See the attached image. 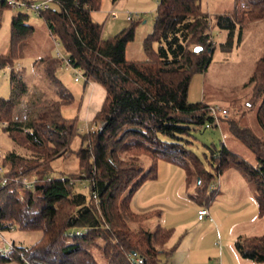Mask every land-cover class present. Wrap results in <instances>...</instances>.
Listing matches in <instances>:
<instances>
[{
  "label": "trees",
  "instance_id": "obj_1",
  "mask_svg": "<svg viewBox=\"0 0 264 264\" xmlns=\"http://www.w3.org/2000/svg\"><path fill=\"white\" fill-rule=\"evenodd\" d=\"M155 1L153 31L143 44L145 61L125 57L126 46L134 39V20L114 37L101 38L102 26L91 19L101 0H52L51 8L37 16L70 65L82 71L86 82L104 91L91 121L99 129L83 135L77 132V118L65 119L60 113L74 97L58 77L62 61L57 56H44L34 64L51 87L54 102L28 124L13 121L14 94L26 90L13 65L34 29L27 24V15L12 16L9 51L0 55V72L10 70L11 96L0 97V123H7L2 130L30 155L11 151L0 162L9 177L6 185H0V232L39 231L41 237L30 247H11L0 253V264H99L93 251L104 264H139L138 259L140 264H157L160 255L169 258L174 249L164 247L172 232L161 226L152 231L142 227L146 221L159 219L160 213L136 214L130 208L135 192L145 182L157 180L160 161L183 170L186 187H197L195 199L202 207L219 193L207 195L210 185L227 170L238 171L253 188L258 218L264 217V57L256 60L244 85L259 102L255 117L259 134L227 114L219 118L222 135L229 134L244 145L253 162L223 143L218 151H211V170H207L190 149L189 138L212 122V105L189 103L187 94L192 77L206 70L214 51L212 18L202 9V0ZM1 7L8 8L0 3ZM212 21L217 30L227 32L226 51L235 32L240 42L243 30L264 21V0H234L231 12L216 15ZM197 47L200 51L194 52ZM23 127L28 130L24 135ZM77 136L82 144L75 152L79 173L47 181L51 161L70 152ZM24 177L36 182L33 189L20 193L19 181ZM82 180L85 185L80 184ZM77 185L87 193L77 190ZM234 248L240 258L264 264V232L238 237Z\"/></svg>",
  "mask_w": 264,
  "mask_h": 264
},
{
  "label": "rangeland",
  "instance_id": "obj_2",
  "mask_svg": "<svg viewBox=\"0 0 264 264\" xmlns=\"http://www.w3.org/2000/svg\"><path fill=\"white\" fill-rule=\"evenodd\" d=\"M117 1L101 0L99 10L91 12V19L102 26L101 38L107 40L130 26L131 23L126 21V13L132 14L136 24L135 34L133 41L126 46L125 57L129 61H145L147 54L143 44L153 31L157 3L155 0ZM233 8L234 0H202V9L212 20L216 15L228 14ZM112 11L117 13L115 20L110 18ZM18 13L27 15V24L34 29L33 35L23 48L22 56L13 65L15 70L19 68L23 83L28 85L24 93L14 94L17 104H24L28 110V120L25 123L28 124L36 119L44 107L56 99L40 71L37 77L35 62L44 56L61 55L66 58V55L50 36L42 19L29 12L10 10L6 7L0 8V55L9 51L10 21L12 16ZM212 20L210 29L214 51L206 70L192 77L187 101L218 106L227 111L228 118L239 121L241 125L259 134L255 120L259 102L253 98L251 89L244 85L252 74L256 60L264 55V23L250 25L243 30L240 42L238 33L235 32L225 51L227 32L220 31L219 34ZM151 48L155 52L156 44L153 43ZM64 64L63 62L58 73L65 87L72 92L74 101L61 107V116L65 119L77 118L79 127H85V124L90 127L92 119L88 118L87 123H84L86 120L84 116L91 84L81 76L78 77V82H74L77 76L72 70H66ZM6 72V70L0 72V97L9 99L11 96L9 72L2 77ZM92 86L93 105L99 106L104 91L98 85ZM17 112H13L15 122H19V110ZM6 126L7 123H0V162L11 151L28 157L30 153L24 147L16 146L2 130ZM222 134L221 129L216 127L192 132L189 138L190 149L203 161L207 170H211L208 164L211 151L214 148L218 151L223 143L246 160L253 162L251 152L244 145L229 134H224L225 140H222ZM81 145V139L77 136L71 144L70 152H65L61 157L51 161V177L61 178L79 173L75 152ZM145 166L149 167L148 160ZM218 183L219 193L203 206L209 210L212 220L206 218L203 222L197 220V209L200 208L195 199L197 187L195 185L186 187L184 172L176 165L160 161L157 180L145 182L135 192L130 202V208L134 213L148 211L160 213L159 219L146 221L142 227L152 231L155 227L161 226L172 232L170 241L164 249H174L173 254L169 258L160 255L157 264H257L240 258L234 248V242L238 237L257 236L264 232V219L260 221L258 218L253 188L234 169H229L219 176ZM76 189L87 193V190L80 189V185H77ZM210 193L208 189L206 194ZM131 228L136 229L137 225H131ZM40 237L39 231L0 232V253L9 252L11 247H30ZM93 255L99 264H104L97 251H93Z\"/></svg>",
  "mask_w": 264,
  "mask_h": 264
},
{
  "label": "built area",
  "instance_id": "obj_3",
  "mask_svg": "<svg viewBox=\"0 0 264 264\" xmlns=\"http://www.w3.org/2000/svg\"><path fill=\"white\" fill-rule=\"evenodd\" d=\"M0 3L4 4L5 6H7L10 10H17V11H25V12H29L33 15H35L36 17L41 13L44 12L48 9L51 8L52 6V0H31V1H27V0H0ZM110 18L115 20L117 19V13L116 12H111L110 13ZM126 21L131 23L133 21V15L130 13H126ZM58 59H60L62 61V63L64 62V66L66 70H72L75 75L77 76L74 79V82H78L79 79L78 77H84L83 73L80 69H76L73 68L70 63L69 60L67 58H64L61 55L57 56ZM6 73L3 74V76L5 77L7 75V73L9 72V69H6ZM85 78V77H84ZM86 81V79H85ZM19 105V104H18ZM19 110V123H22L23 125H25V123L28 120V110L26 107H24V104L19 105L18 107ZM18 113V112H17ZM227 114V111L224 109H221L218 106H210L209 107V116L213 119L212 122L207 123L205 125V127L207 129H214L216 127H219V118L223 117ZM99 129V125H96L95 123H91V126L88 127L87 124H85V127H78L77 132L82 134V133H93L94 131ZM28 130L27 128L23 127V132L26 133ZM222 140H225V136H222ZM53 177L48 176L46 178L47 181L52 180ZM9 177L7 175L4 174V170L0 167V185L4 186L7 184ZM61 179L63 180V177H61ZM219 178H217L209 187V190L212 192H217L218 188H219V183H218ZM86 181V180H85ZM85 181L82 180L80 182L81 185H85ZM36 182V179L34 178H30V177H24L19 181L20 184V189L18 190L20 193H22V191L25 190H31L33 189V186ZM95 197V196H94ZM208 219L209 221L212 220L211 214L209 213V210L206 207H202L201 209H199L197 211V219L198 220H204V219ZM76 235L80 234L78 231L75 233ZM74 235L73 232L70 233V236ZM137 263H142V260L138 259Z\"/></svg>",
  "mask_w": 264,
  "mask_h": 264
},
{
  "label": "crops",
  "instance_id": "obj_4",
  "mask_svg": "<svg viewBox=\"0 0 264 264\" xmlns=\"http://www.w3.org/2000/svg\"><path fill=\"white\" fill-rule=\"evenodd\" d=\"M118 2V1H117ZM113 12V11H112ZM113 20V19H112ZM257 23H264V21H260V22H256V23H253V24H250V25H255V24H257ZM249 25V26H250ZM248 26V27H249ZM247 27V28H248ZM49 32V31H48ZM219 34H220V31H219ZM262 57H264V55L262 56ZM18 70H19V68H17ZM36 74H37V77L39 76V73H38V70H36V72H35ZM35 76V75H34ZM2 77H4L3 75H2ZM58 77H59V79L63 82V80L60 78V76H59V73H58ZM91 85H90V93H89V95H88V100H87V104H88V107H87V109H86V112H85V118H86V120H85V122L84 123H87V119L88 118H90V119H92L93 117H94V115H95V113L100 109V106H101V104H102V102L100 103V105L99 106H95V105H93L94 104V101H93V95H94V88H93V86L92 85H96V84H94V83H91V82H89ZM26 85V84H25ZM26 86H28V85H26ZM103 98H104V95H103ZM103 98H102V101H103ZM94 106H95V108H94ZM17 107H19V105L17 104L16 105V107H15V109H14V111L15 112H17L18 111V108ZM93 107V108H92ZM17 110V111H16ZM254 196V195H253ZM255 200V199H254ZM199 207L200 208H198L197 209V211L199 210V209H201L202 208V206H200L199 205ZM262 219H264V217L263 218H259V220L261 221ZM198 220V219H197ZM199 222H203L204 220H198ZM236 251V250H235ZM237 253V252H236Z\"/></svg>",
  "mask_w": 264,
  "mask_h": 264
},
{
  "label": "water",
  "instance_id": "obj_5",
  "mask_svg": "<svg viewBox=\"0 0 264 264\" xmlns=\"http://www.w3.org/2000/svg\"><path fill=\"white\" fill-rule=\"evenodd\" d=\"M198 51H200V48L199 47H197V48L194 49V52H198Z\"/></svg>",
  "mask_w": 264,
  "mask_h": 264
}]
</instances>
